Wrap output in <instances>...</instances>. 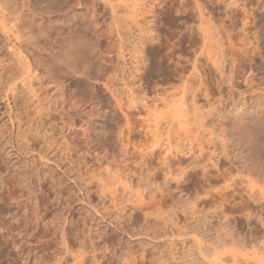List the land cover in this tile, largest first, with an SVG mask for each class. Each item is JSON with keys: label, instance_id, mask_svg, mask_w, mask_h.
Returning a JSON list of instances; mask_svg holds the SVG:
<instances>
[{"label": "bare ground", "instance_id": "obj_1", "mask_svg": "<svg viewBox=\"0 0 264 264\" xmlns=\"http://www.w3.org/2000/svg\"><path fill=\"white\" fill-rule=\"evenodd\" d=\"M31 1L44 14L68 2L0 0V62L5 61L0 66V102L7 106L16 148L32 154V164L20 179L3 178L8 198L59 201L67 189V198L85 202L95 213L105 210L107 202L115 205L128 198L136 200L132 208L143 215H158L163 199L175 196L170 181L177 182L175 172L163 170L164 163L192 159L202 93L211 118L220 114L226 122L238 108L233 125L240 170H247L244 153L264 155V0L255 8L247 0H74V7L81 8L51 22L60 30L67 28L55 38L42 15L22 26ZM239 12L238 29L234 20ZM181 19L186 21L183 32ZM214 71L219 78L206 81L204 72ZM238 79L244 89L238 88ZM40 82L57 88L56 95L41 98ZM214 90L228 95L216 100ZM127 148L134 149L131 162L114 167L111 161L120 160ZM162 149L167 157L156 165L153 159ZM5 151L2 146L4 174ZM93 153L97 161L102 154L107 157L105 168L93 164ZM182 167L178 177L188 173ZM160 174L174 176L161 184ZM262 177L257 191L264 199ZM95 201L103 207L98 209ZM242 247L250 249L246 242ZM242 256L234 257V264H264V252Z\"/></svg>", "mask_w": 264, "mask_h": 264}, {"label": "rangeland", "instance_id": "obj_2", "mask_svg": "<svg viewBox=\"0 0 264 264\" xmlns=\"http://www.w3.org/2000/svg\"><path fill=\"white\" fill-rule=\"evenodd\" d=\"M247 1L249 8H255L259 2ZM32 2L34 1L27 3L30 6L25 8L26 18L22 26L42 15V20L45 25L47 24L46 28L54 33L53 38L60 29L54 27L51 22L59 18L64 19L77 10L76 8H81L74 7V3L76 5L74 0H68L70 4L66 2L64 8L59 11L51 9L50 14H44L37 8L36 2ZM223 11L221 8L220 12ZM240 14L241 12L235 13L234 20L238 24V29ZM184 22L180 20V31L185 28V19ZM65 29L67 30L64 28L60 31H66ZM36 30L34 27L33 32ZM234 35L238 46L237 29ZM3 62H0V66ZM208 73L210 72H204L206 81L219 78L215 71ZM237 82L238 88L246 87L243 86V80L238 79ZM37 90L41 98H53L57 93V88L45 82H40ZM207 91L208 89L203 90ZM212 93H215L216 100L220 95L226 97L228 95L226 91L214 90ZM197 100L192 159L180 163L170 160L169 164L165 165L164 157L167 155L163 149L153 159L156 165L165 162L163 170L166 173L175 172V176L172 175L174 178L177 177V182L170 181V186L168 185L175 191L176 197L163 199L162 206H159L162 209H159V216H145L142 212L136 211L137 209L132 208L136 200H132L131 203L128 198L126 201L125 198L116 201L115 205L107 202L104 207L95 201L97 205L94 206L98 209L105 208L95 213L85 202L67 198L68 195H65L68 193L67 189L61 201L54 200V197L48 199L41 197L38 201L30 202L26 199L15 201L8 198L6 193H3V178H12L15 181L20 179V174L26 173L27 165L32 164V154L16 148L10 135V124H7L9 119L7 106L0 102V264H234V257L240 259L244 256L242 254L264 252V199L262 192L257 191L259 187L257 180L264 175V155L244 153L247 170H240L242 164L239 163L236 144L237 131L233 125L238 108L233 109L231 114L233 118L222 122L220 114L212 115L213 118L207 115L210 103L203 93ZM219 109L228 110L222 106H219ZM5 127H8L9 132L4 131ZM3 138L7 143L1 140ZM2 146L6 148L4 157H7L5 159L8 163L5 174L1 170ZM79 148L82 152L85 150L82 142L79 143ZM133 150L125 149L120 160L111 161L112 164H117L113 166L116 168L123 167L124 164L127 166L131 162L129 160L133 158L134 153H130ZM94 154L90 155L89 159L95 166L102 165L105 168L104 166L108 164L107 157L102 154L101 160L97 161ZM49 164L54 165L52 162ZM182 165L189 170L187 174L181 173L182 175L178 177V169H181ZM183 167L182 169H185ZM172 175H167L166 178V175L160 174L158 180L164 184V178L170 179ZM136 176L134 178H137ZM188 176L190 179H187ZM46 190H49L48 187ZM180 193L182 197L181 195L177 197ZM65 197L68 200H65ZM222 241L228 243L223 244ZM242 242H246L250 249L243 250ZM206 246H209L207 248L209 252L207 249L205 251Z\"/></svg>", "mask_w": 264, "mask_h": 264}]
</instances>
